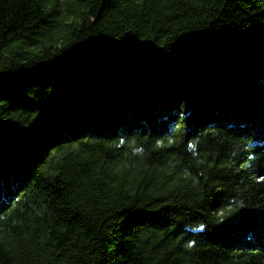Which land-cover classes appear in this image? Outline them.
<instances>
[{
  "label": "trees",
  "instance_id": "trees-1",
  "mask_svg": "<svg viewBox=\"0 0 264 264\" xmlns=\"http://www.w3.org/2000/svg\"><path fill=\"white\" fill-rule=\"evenodd\" d=\"M0 264H264V0H0Z\"/></svg>",
  "mask_w": 264,
  "mask_h": 264
}]
</instances>
